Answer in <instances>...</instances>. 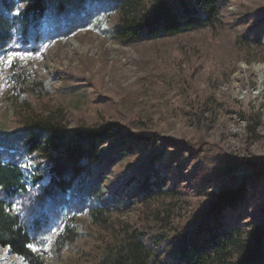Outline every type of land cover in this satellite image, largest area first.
<instances>
[{"label":"rangeland","instance_id":"1","mask_svg":"<svg viewBox=\"0 0 264 264\" xmlns=\"http://www.w3.org/2000/svg\"><path fill=\"white\" fill-rule=\"evenodd\" d=\"M106 1L73 6L90 17L66 34L46 20L37 40L14 31L0 53V134L28 135L29 116L62 109L68 133L116 122L123 134L156 139L138 152L109 138L75 177L79 189L34 198L33 212L50 219L35 235V254L46 264H98L108 246L139 230L148 246L176 255L181 235L194 230L221 189L241 191L240 226L264 225V91L257 89L264 73L256 70L264 64V0H226L213 27L131 44L113 35L117 11L96 9ZM11 2L18 14L24 2ZM73 8L62 19L66 27ZM17 53L26 58L5 67ZM22 164L49 175L39 158L25 156ZM153 169L164 182L147 196ZM12 207L20 214L23 201ZM3 248L8 264H27Z\"/></svg>","mask_w":264,"mask_h":264},{"label":"trees","instance_id":"2","mask_svg":"<svg viewBox=\"0 0 264 264\" xmlns=\"http://www.w3.org/2000/svg\"><path fill=\"white\" fill-rule=\"evenodd\" d=\"M20 1L24 6L14 14L11 0H0V53L14 38V31L26 40L30 35L37 40L44 36L40 26L38 29L42 20L58 24V31L66 34L90 17H83L73 8L82 0ZM225 1L107 0L106 5L101 3L96 9L116 10L118 19L113 35L120 43L131 44L213 27L220 21ZM72 8L75 18L71 27H66L62 19L67 21L66 10ZM28 119L34 132L26 135L22 129L0 134V247H9L27 264H46L29 245L50 219L38 217L31 209V201L48 190L67 193L73 187L79 189L81 184L75 177L83 175L87 162L109 138L118 141L121 150L138 152L154 147L156 139L123 134L127 129L116 122L97 131L78 128L68 133L62 109ZM120 154L124 156L126 152ZM25 156L47 163L50 166L48 177L43 175L40 165L34 171L23 166ZM152 160L159 161L160 155L154 154ZM230 170L234 172L236 167ZM153 171L155 189L146 185L143 191L147 196L161 190L164 182L159 171ZM214 197L215 203L197 220L194 230L181 235L176 255H164L158 245L148 246L142 239L144 233L138 230L125 232L108 246L98 264H264V225L253 229L240 226L241 191L221 189ZM15 198H20L24 204L20 214L12 207ZM155 220L163 221L160 217Z\"/></svg>","mask_w":264,"mask_h":264},{"label":"bare ground","instance_id":"3","mask_svg":"<svg viewBox=\"0 0 264 264\" xmlns=\"http://www.w3.org/2000/svg\"><path fill=\"white\" fill-rule=\"evenodd\" d=\"M256 70L262 71V73H264V64L258 66ZM256 70H255V72H256ZM257 89L259 90V93H262L264 91V80L260 81V79H259V81L257 83ZM7 258H8L7 250L3 247L2 248L0 247V262L3 264H8Z\"/></svg>","mask_w":264,"mask_h":264},{"label":"snow or ice","instance_id":"4","mask_svg":"<svg viewBox=\"0 0 264 264\" xmlns=\"http://www.w3.org/2000/svg\"><path fill=\"white\" fill-rule=\"evenodd\" d=\"M28 55H30V54H28ZM15 58L25 59L26 56L21 55V54H19V53H17V54L15 55V57H13L12 55H9V56L7 57V59L4 61L5 67H9V66H11V64H12V62H13V60H14ZM29 247H30V248H33V250H36V251L39 250V249H37L34 245H29Z\"/></svg>","mask_w":264,"mask_h":264}]
</instances>
